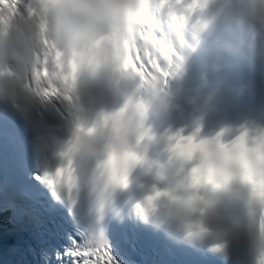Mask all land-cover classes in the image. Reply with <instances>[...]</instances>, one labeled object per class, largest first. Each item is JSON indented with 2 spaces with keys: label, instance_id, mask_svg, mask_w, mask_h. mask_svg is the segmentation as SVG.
<instances>
[{
  "label": "clouds",
  "instance_id": "9594fccd",
  "mask_svg": "<svg viewBox=\"0 0 264 264\" xmlns=\"http://www.w3.org/2000/svg\"><path fill=\"white\" fill-rule=\"evenodd\" d=\"M197 7L195 0H0V104H11L22 91L34 94L28 84L35 83L34 71L42 66L51 76L66 75L74 65L71 99H62L70 108V126L39 128L30 145L38 169L71 163L73 197L87 200L86 226H98L115 198L128 193V212L140 223L174 230L187 242L214 240L208 217L227 191L229 203L251 208L253 264H264V204L253 192L264 185V125L202 135L195 123L157 135L148 123L178 109L168 87L175 73L167 53L175 55L176 34L203 27L193 19ZM225 15L237 25L253 22L256 35L264 37V0H226ZM158 19L171 30L163 39L150 31ZM45 41L60 53L58 59L45 58L50 51ZM134 56L165 63L167 77L138 70ZM101 70L115 78L120 104L88 116L76 99L77 80ZM45 86L42 80L37 88ZM208 99L197 89L189 102L200 111ZM225 131L232 134L227 142L221 138ZM154 146L158 151L149 155ZM197 175L220 186L197 183ZM210 250L220 247L212 243Z\"/></svg>",
  "mask_w": 264,
  "mask_h": 264
},
{
  "label": "snow or ice",
  "instance_id": "6c2138e0",
  "mask_svg": "<svg viewBox=\"0 0 264 264\" xmlns=\"http://www.w3.org/2000/svg\"><path fill=\"white\" fill-rule=\"evenodd\" d=\"M45 44L50 49L45 53V58L51 55L54 59H58L60 53L56 52L49 42L45 41ZM167 56L166 63L170 65L174 53L168 52ZM132 63L138 70L156 73L162 79L168 75L166 64L160 60L145 61L143 57L134 56ZM74 74V65L66 75L55 73L51 76L47 68L42 66L34 71L35 83L30 80L28 87L34 89V94L43 100L55 98L70 101L74 86ZM42 80L46 86L37 88ZM24 179L27 181L31 215L36 225L41 224L42 218L45 216L49 218L50 223L55 224L54 218L61 213L67 223L66 228L56 225L52 230V235L56 240H63L65 243L48 244L42 247L38 264H116L111 250L102 237L93 236L83 242L76 238L81 234L86 196H81L79 201L73 197V169L70 162L68 165L57 166L51 170L38 169L32 163L25 172ZM196 181L197 183H211L214 188L220 186L210 177L197 175ZM253 192L264 204V185L260 186L258 193L254 187ZM64 201H67V206L63 203ZM261 231L264 232V222L261 224Z\"/></svg>",
  "mask_w": 264,
  "mask_h": 264
},
{
  "label": "bare ground",
  "instance_id": "6f19581e",
  "mask_svg": "<svg viewBox=\"0 0 264 264\" xmlns=\"http://www.w3.org/2000/svg\"><path fill=\"white\" fill-rule=\"evenodd\" d=\"M62 214V213H61ZM27 233H26V230H24V228H23V230L21 229L20 230V235L22 236V238H27L25 235H26ZM176 245H178V244H174V246L176 247ZM170 247V246H169ZM172 247V246H171ZM182 247H186V246H182ZM191 249V248H190ZM193 249V248H192ZM170 253H168V252ZM167 251H165V255H166V261H170L171 259H174L175 257H173V255H171V254H174V251L172 250V249H170V248H167ZM193 252L195 251V252H197L199 255H200V250L199 249H194V250H192ZM202 254V257H204L205 259H207V260H210L211 262H213V263H215V262H217V263H221V264H224V263H222V262H220V261H218V259L216 260V255L214 256V257H211V256H209V255H206V254H204V253H201ZM8 257H9V255H8ZM187 259H189V260H191V257H186ZM142 259H143V261H145V262H147V263H149V257L148 256H146V255H142ZM154 263V262H153ZM180 264H182V261L180 262Z\"/></svg>",
  "mask_w": 264,
  "mask_h": 264
}]
</instances>
